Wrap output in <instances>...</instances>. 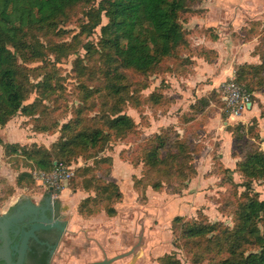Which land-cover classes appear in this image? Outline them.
I'll return each instance as SVG.
<instances>
[{
  "label": "rangeland",
  "instance_id": "obj_1",
  "mask_svg": "<svg viewBox=\"0 0 264 264\" xmlns=\"http://www.w3.org/2000/svg\"><path fill=\"white\" fill-rule=\"evenodd\" d=\"M99 1L73 7L56 32L42 38L49 47L65 42L69 45L66 52L47 51L42 59L27 63L19 60L29 69L33 84L24 104L36 102L37 110L32 116L18 112L0 126V212L22 194L38 201L51 189L41 184L43 170L36 159L42 150L53 151L62 125L75 117L77 107L87 105L85 114L92 117L99 105L105 104L109 110L116 101L105 88L108 69L107 52L102 49V26L108 19L102 14L101 23L92 31H83L82 26L90 21L88 11L97 9ZM256 7L263 11L264 0H190L180 13L188 40L180 57L185 59L187 70L174 74L160 69L161 72L157 70L145 77L130 69L124 71L131 89L140 82L147 83L148 88L139 93L141 98L156 87L168 101L160 106L148 101L139 105L140 98L138 102L127 99L120 103L122 113L135 122L133 130L112 136L103 149L81 154L70 162L75 169H85L74 172L69 181L53 190L64 221L67 220V230L57 250V264H85L105 255L113 257L130 251L136 244L141 246L143 255L133 264H219L227 258L228 250H206L208 238L213 240L220 230L188 243L176 232L173 218L179 215L185 222L216 223L220 229L231 231L248 195L256 193L264 200V181L253 179L252 190L248 191L244 186L246 178L236 166L247 153L257 149L255 146L264 150L262 104L253 100L260 106L256 116L251 113L245 119V112L231 119L222 96V86L232 78V66L238 63L239 52L248 50L242 45L256 38L260 48H264V20L256 22ZM173 75L179 81H171L169 76ZM48 77L53 90L45 97L37 83ZM180 77L187 80L180 81ZM228 125L236 127L234 132L226 128ZM169 126L192 138L196 173L182 183L162 181L161 188L155 190L151 184L158 178L143 162L147 143L143 141ZM8 144L25 146L26 153L6 150ZM24 173L29 175L22 177ZM19 177L23 178L21 183ZM89 178L92 184L88 186L85 181ZM111 184L118 187L121 197L108 199L109 192H99L97 188ZM88 197L96 200H89L80 208ZM108 207L116 208V214H108ZM113 222L122 223L124 229L112 227ZM118 234L123 235L122 239L117 238ZM245 250L248 253L257 247L248 244ZM132 258L133 252L113 264H127Z\"/></svg>",
  "mask_w": 264,
  "mask_h": 264
},
{
  "label": "trees",
  "instance_id": "obj_2",
  "mask_svg": "<svg viewBox=\"0 0 264 264\" xmlns=\"http://www.w3.org/2000/svg\"><path fill=\"white\" fill-rule=\"evenodd\" d=\"M89 1L91 0H0V126H4L18 112L30 116L36 114V102L24 104L33 84L29 78V69L20 64L19 60L27 63L42 59L47 51L66 52L69 45L65 42L49 47L42 38L56 32L62 18L73 7ZM189 2L190 0H100L97 9L88 11L90 23L82 25L83 31H92L98 26L102 21V14L108 19L102 26V49L105 48L107 52L105 61L108 69L105 71L108 80L105 88L107 95L116 101L109 110L105 108V104L99 105L96 115L92 117L85 114L87 105L77 107L75 117L62 125V134L54 144L53 151L42 150L41 157L36 159L39 169L50 172L56 166L55 161L70 165L73 158L81 154L103 149L112 136H123L132 131L135 126L133 118L120 109V103L127 99L138 102L140 98L139 105L148 101L154 106L168 101L166 95L156 87L149 95L141 98L139 93L148 88L147 83L140 82L136 89H131L124 71L130 69L145 77L160 69L174 74H183L187 70L185 59L180 57L182 49L188 44L180 22V13L187 8ZM232 79L252 95L257 88L264 86V63L239 65ZM51 82L48 77L37 83L45 97L52 93ZM263 114L264 108L262 116ZM190 122L192 121L188 123ZM226 128L231 131L236 129L230 125ZM42 129L47 131L44 125ZM190 139L192 138L186 133L180 135L173 126H169L143 141L147 142L142 153L143 162L158 178V181L151 184L155 190L161 188L162 181L182 183L196 173L193 165L194 147ZM255 147L257 149H253L236 163L237 170L246 178L244 186L248 191L252 190L253 179L264 181V150ZM5 149L21 153L27 148L8 144ZM105 161L108 162V159ZM83 169L78 167L75 172ZM27 175L29 174L24 173L22 177ZM22 177L18 178L19 183L23 180ZM85 184L91 185L92 180L89 178ZM97 188L99 192H109L108 199L122 196L115 184ZM90 198L83 200L79 207L82 208L89 200H96L97 196ZM81 211L84 212L83 209ZM107 213L115 215L116 208L108 207ZM173 226L188 243L220 230L213 240L208 238L209 243L206 245V250H228L229 255L219 264H264V200H260L256 193L248 195L241 204L238 222L231 231L220 229L216 223L195 220L185 222L184 217L179 215L173 218ZM248 244H253L257 250L247 253L245 246ZM166 258L165 260L171 261L170 257Z\"/></svg>",
  "mask_w": 264,
  "mask_h": 264
},
{
  "label": "flooded vegetation",
  "instance_id": "obj_3",
  "mask_svg": "<svg viewBox=\"0 0 264 264\" xmlns=\"http://www.w3.org/2000/svg\"><path fill=\"white\" fill-rule=\"evenodd\" d=\"M53 190L40 195L38 201L19 198L0 212V264H9L7 254L12 264H57L67 224ZM57 220L60 224L55 225Z\"/></svg>",
  "mask_w": 264,
  "mask_h": 264
},
{
  "label": "built area",
  "instance_id": "obj_4",
  "mask_svg": "<svg viewBox=\"0 0 264 264\" xmlns=\"http://www.w3.org/2000/svg\"><path fill=\"white\" fill-rule=\"evenodd\" d=\"M222 96L225 99V110L229 115L240 116L252 101V95L234 79H229L222 86ZM75 172V166L56 163L50 171H42L40 174L41 184L49 188H59L64 182L69 181Z\"/></svg>",
  "mask_w": 264,
  "mask_h": 264
},
{
  "label": "crops",
  "instance_id": "obj_5",
  "mask_svg": "<svg viewBox=\"0 0 264 264\" xmlns=\"http://www.w3.org/2000/svg\"><path fill=\"white\" fill-rule=\"evenodd\" d=\"M261 8V7H260ZM260 8L256 7V9H254V14L256 15L255 16V19H256V22L257 23H260L262 22L261 20H264V16L262 14H264V10L261 11ZM239 15L241 16V12L239 11ZM262 32H263V35H264V23L262 24ZM255 39L253 40H250L248 43H245L243 44L242 46L243 47H247L246 49H248L246 52H242L241 51L239 52L238 54V63L237 64H234L232 66V73H231V76L233 77V75H235V71H236V68L239 66V65H243V64H251V65H259V64H262L264 63V54L262 55V52H264V48H260V42H256ZM259 48V49H258ZM262 49V50H261ZM210 68V67H209ZM170 80L171 81H179L175 75L173 76H169ZM187 79H183L180 77V81H186ZM252 101H250L247 105V108L243 111V113L247 112V114L244 115L245 119L248 118L249 114L253 113L256 115L259 114V111H260V106H257L256 103H254V99H256V101L260 102V104H262V107L264 108V86H261L259 88H257L253 93H252ZM242 113V114H243ZM241 114V115H242ZM262 116V114H261ZM260 116V117H261ZM229 117L231 119H234L235 117H240V116H234V115H229ZM225 123H227L225 121ZM186 124V123H185ZM114 226V228H117L119 230H123L124 228H121L122 227V223H112V227ZM121 238L123 237V235L121 234H118L117 238ZM121 250H124L123 248ZM119 250H114V253H118ZM114 253H112L111 255H113Z\"/></svg>",
  "mask_w": 264,
  "mask_h": 264
},
{
  "label": "water",
  "instance_id": "obj_6",
  "mask_svg": "<svg viewBox=\"0 0 264 264\" xmlns=\"http://www.w3.org/2000/svg\"><path fill=\"white\" fill-rule=\"evenodd\" d=\"M55 165H56V161H55ZM19 198L20 199H29V197L27 195H25V194H22ZM57 202L59 203L58 200H57ZM66 221L67 220H65L64 222H66ZM58 224H60V222L58 220L55 221V225H58ZM61 228L63 230H65V226H61ZM29 233L30 234H33V231H30ZM24 245H25V242H23V246ZM132 252H133V258L127 264H133L137 257L143 255L141 246L139 244L134 245L133 248L130 251L126 252V253H122V254H119V255H116V256H113V257H108V256L105 255L103 257V259H101V260L90 261V262L85 263V264H113L119 258H122L124 256H127V255L131 254ZM20 258L22 259V257H20ZM6 259L9 262V264H12L11 261H10L9 254H7ZM20 263H21V261H19L18 264H20Z\"/></svg>",
  "mask_w": 264,
  "mask_h": 264
}]
</instances>
